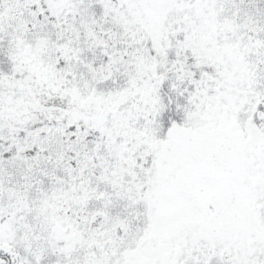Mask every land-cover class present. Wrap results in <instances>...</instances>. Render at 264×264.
<instances>
[{
  "label": "snow or ice",
  "instance_id": "obj_1",
  "mask_svg": "<svg viewBox=\"0 0 264 264\" xmlns=\"http://www.w3.org/2000/svg\"><path fill=\"white\" fill-rule=\"evenodd\" d=\"M0 264H264V0H0Z\"/></svg>",
  "mask_w": 264,
  "mask_h": 264
}]
</instances>
